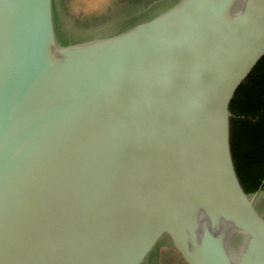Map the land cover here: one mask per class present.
Listing matches in <instances>:
<instances>
[{"label": "water", "instance_id": "water-1", "mask_svg": "<svg viewBox=\"0 0 264 264\" xmlns=\"http://www.w3.org/2000/svg\"><path fill=\"white\" fill-rule=\"evenodd\" d=\"M150 1L0 0V264H264L231 131L264 0Z\"/></svg>", "mask_w": 264, "mask_h": 264}, {"label": "trees", "instance_id": "trees-1", "mask_svg": "<svg viewBox=\"0 0 264 264\" xmlns=\"http://www.w3.org/2000/svg\"><path fill=\"white\" fill-rule=\"evenodd\" d=\"M231 111L236 168L246 191L254 193L264 181V60L235 97Z\"/></svg>", "mask_w": 264, "mask_h": 264}, {"label": "rangeland", "instance_id": "rangeland-1", "mask_svg": "<svg viewBox=\"0 0 264 264\" xmlns=\"http://www.w3.org/2000/svg\"><path fill=\"white\" fill-rule=\"evenodd\" d=\"M118 1H120V13L122 14V11L126 9L123 0H65V9L68 15L77 20L76 23L90 25L99 21L102 16L115 18L114 12L109 11L117 5ZM258 200V207L264 213L263 196Z\"/></svg>", "mask_w": 264, "mask_h": 264}, {"label": "flooded vegetation", "instance_id": "flooded-vegetation-1", "mask_svg": "<svg viewBox=\"0 0 264 264\" xmlns=\"http://www.w3.org/2000/svg\"><path fill=\"white\" fill-rule=\"evenodd\" d=\"M61 1V5H63V8L65 9V0H60ZM154 1L151 0L150 3ZM122 2V1H121ZM124 6L126 9H124V11H127L130 13V20L135 18V14H138V12L142 9H144L146 6L145 2H143V0H123ZM112 10H110L109 12H114L113 15L115 16V19L120 17V1H118L117 5L114 8H111ZM154 10V9H150V12ZM116 12V13H115ZM110 20L109 17L106 16H102V18L98 21H95L93 24H98L102 21L105 20Z\"/></svg>", "mask_w": 264, "mask_h": 264}]
</instances>
